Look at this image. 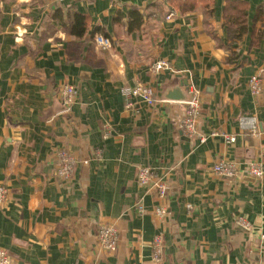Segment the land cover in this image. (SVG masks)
<instances>
[{"label": "crops", "instance_id": "1", "mask_svg": "<svg viewBox=\"0 0 264 264\" xmlns=\"http://www.w3.org/2000/svg\"><path fill=\"white\" fill-rule=\"evenodd\" d=\"M239 1L247 32L231 36L234 0L184 14L171 0H0V249L15 264H264V178L245 174L264 169V88L248 86L264 82V0ZM164 60L171 70L154 74ZM65 85L77 90L70 113ZM147 85L164 103L128 106L121 90ZM193 86L201 117L188 138L181 102ZM63 150L77 161L69 182L58 176ZM221 160L235 177L215 172ZM141 167L167 175L166 202L137 183ZM102 223L118 230L112 256L97 244Z\"/></svg>", "mask_w": 264, "mask_h": 264}, {"label": "built area", "instance_id": "2", "mask_svg": "<svg viewBox=\"0 0 264 264\" xmlns=\"http://www.w3.org/2000/svg\"><path fill=\"white\" fill-rule=\"evenodd\" d=\"M171 17V16H170ZM168 17V18H170ZM95 41L103 48L107 49L111 47V43L107 39L97 37ZM154 74L165 72V70H171V64L164 60L155 63L152 68ZM249 89L253 95H260L263 92L264 82L259 75H254L249 80ZM189 100L181 102L184 107V118L180 123V129L188 138H196L198 135V123L201 117V103L202 92L197 90L194 86L188 88ZM77 90L72 85H65L61 88L60 97L61 104L65 108L64 113H70L77 99ZM121 94L128 101V106L131 105L134 99L145 103L146 105L155 106L156 104L164 103L159 101L156 97L155 90L152 86H136L125 87L121 90ZM252 129L256 128V123L251 124ZM205 137L201 139L204 142ZM229 142L232 144L235 142L234 138H230ZM77 161L66 150L60 151L58 154V176L63 178L64 181L69 182L76 171ZM215 172L219 176L228 178L235 177L237 175V168L235 165L230 164L224 160H221L215 167ZM245 174L253 179H263L264 169L260 164L250 165ZM167 175L163 176L158 174L156 170L149 167H141L137 172V183L143 188L148 189L155 193L156 198L162 202H166L168 193L170 190V184L167 182ZM9 198V189L0 185V208H5ZM167 209L164 206L157 208V215L160 218L166 216ZM239 225L244 226L245 229H249V224L245 219H240ZM97 244L99 250L106 256H112L116 253L119 245V237L117 227L102 223L98 226L96 232ZM164 238L161 235H157L152 242L153 260L155 262H161L163 259ZM0 264H15L9 253L0 249Z\"/></svg>", "mask_w": 264, "mask_h": 264}, {"label": "trees", "instance_id": "3", "mask_svg": "<svg viewBox=\"0 0 264 264\" xmlns=\"http://www.w3.org/2000/svg\"><path fill=\"white\" fill-rule=\"evenodd\" d=\"M209 1L210 0H171L170 3L174 5L176 10L179 11L180 14L181 13L184 14L190 11H194L199 4H203V5L209 4L208 3ZM248 10H249V5L243 1L234 0V2H228L224 11V20L227 22L228 29L231 32V36L233 32L232 30H236L235 32H233L234 34L236 32H238V34L247 32V30L245 29L248 27V20H247ZM257 18L264 22L263 9L260 11ZM241 27L244 28L243 31H241ZM231 36L229 35V37ZM253 37H255L254 34Z\"/></svg>", "mask_w": 264, "mask_h": 264}, {"label": "water", "instance_id": "4", "mask_svg": "<svg viewBox=\"0 0 264 264\" xmlns=\"http://www.w3.org/2000/svg\"><path fill=\"white\" fill-rule=\"evenodd\" d=\"M187 93V96L184 98V100L183 101H187V100H189V93H188V91L186 92ZM65 110V108L62 106V104H60V111L61 112H63Z\"/></svg>", "mask_w": 264, "mask_h": 264}, {"label": "rangeland", "instance_id": "5", "mask_svg": "<svg viewBox=\"0 0 264 264\" xmlns=\"http://www.w3.org/2000/svg\"><path fill=\"white\" fill-rule=\"evenodd\" d=\"M205 142V141H204Z\"/></svg>", "mask_w": 264, "mask_h": 264}]
</instances>
